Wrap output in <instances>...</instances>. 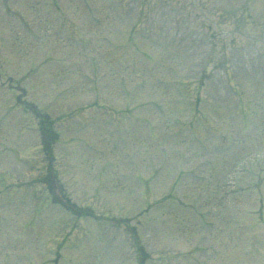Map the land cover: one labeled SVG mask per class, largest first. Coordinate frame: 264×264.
Returning a JSON list of instances; mask_svg holds the SVG:
<instances>
[{
  "label": "rangeland",
  "instance_id": "1",
  "mask_svg": "<svg viewBox=\"0 0 264 264\" xmlns=\"http://www.w3.org/2000/svg\"><path fill=\"white\" fill-rule=\"evenodd\" d=\"M0 264H264V0H0Z\"/></svg>",
  "mask_w": 264,
  "mask_h": 264
}]
</instances>
